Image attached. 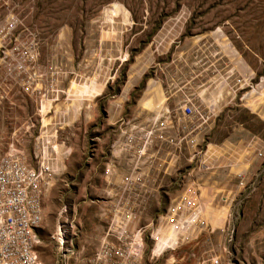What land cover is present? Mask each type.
<instances>
[{
  "label": "rangeland",
  "instance_id": "obj_1",
  "mask_svg": "<svg viewBox=\"0 0 264 264\" xmlns=\"http://www.w3.org/2000/svg\"><path fill=\"white\" fill-rule=\"evenodd\" d=\"M11 14L19 41L36 39L35 67L56 95L36 101L0 65V155L14 141L35 165L36 111L53 108L42 129L58 140L43 144L55 171L41 191L42 264H92L95 229L128 216V228H147L144 264L167 261L150 255L156 225L161 236L172 228L156 252L178 243L174 254L195 264H264V0H0V27ZM200 113L196 144L176 139L177 121ZM148 130L165 139L144 146ZM193 192L195 209L162 224ZM60 223L65 252L51 236Z\"/></svg>",
  "mask_w": 264,
  "mask_h": 264
},
{
  "label": "built area",
  "instance_id": "obj_2",
  "mask_svg": "<svg viewBox=\"0 0 264 264\" xmlns=\"http://www.w3.org/2000/svg\"><path fill=\"white\" fill-rule=\"evenodd\" d=\"M19 23L20 20L11 14L0 27L2 70L13 83L19 85L26 93L33 95L36 101L41 102L47 99L52 102L56 99V95L49 92L44 85L42 73L35 67L38 56L37 41L34 37H30L26 42H20L19 33L16 32ZM55 80L50 81L49 87H53ZM235 83L241 85L244 80L237 78ZM51 109L53 111L52 105L44 108L41 104L36 111L39 115V130L35 136L36 149L33 153L37 162L35 165L25 162L23 154L14 141L10 142L8 149L0 155V264H42L36 250L40 241L37 227L42 220L41 191L44 178L55 171L45 157L43 144H52L51 147L55 148L58 143L56 134L45 140L42 133L43 120ZM182 110L186 115H194L198 111L192 102H185ZM207 118V114L200 113V123L190 124L187 121L178 120L176 139L195 145L198 129ZM154 139L164 140L165 137L162 133L148 130L143 145H150ZM197 197L195 192L179 195L161 217L169 214L170 219L174 220L182 216L184 208L188 209L186 213L192 211L196 207ZM197 217L192 219L191 225L197 224ZM117 219L111 218L108 221L96 247L92 264H144L147 228L143 225L128 228L127 223L131 221V217H126L120 222ZM155 227L151 228L149 234L152 241L151 257L165 253L167 254L166 264H195L191 252H182L179 257L174 254L178 243L166 246L155 253L153 251L156 241L153 236ZM66 232V225L60 223L51 234L62 250L66 242ZM63 251L68 249L65 248ZM214 262L217 263V260L215 259Z\"/></svg>",
  "mask_w": 264,
  "mask_h": 264
},
{
  "label": "bare ground",
  "instance_id": "obj_3",
  "mask_svg": "<svg viewBox=\"0 0 264 264\" xmlns=\"http://www.w3.org/2000/svg\"><path fill=\"white\" fill-rule=\"evenodd\" d=\"M45 122H46V118H44V120H43V125H45ZM53 136H54V133H53ZM47 158V157H46ZM49 159V158H48ZM47 159V160H48ZM52 160H54V159H52ZM52 167L54 166V164H53V162L52 163H49ZM129 217V216H128ZM132 218V217H131ZM180 217H178V218H176V219H174V220H171L170 219V216H169V214L167 215V216H165L164 217V219H163V221H162V224H164V223H167L168 221H175V223H176V220L178 221V219H179ZM133 221V220H132ZM135 224V223H134ZM133 224V225H134ZM130 225V224H129ZM171 235H172V228H168V231H165V234H163V236H161L160 234H158V232H157V226L154 228V231H153V236L155 237V239H156V241H155V244H154V247H153V251L155 252V253H158V252H156V244L158 243V241H162V240H164V241H168L169 240V238H171ZM166 246H171V245H166ZM165 246V247H166ZM164 248V247H163ZM162 248V249H163ZM161 249V250H162ZM160 250V251H161Z\"/></svg>",
  "mask_w": 264,
  "mask_h": 264
},
{
  "label": "crops",
  "instance_id": "obj_4",
  "mask_svg": "<svg viewBox=\"0 0 264 264\" xmlns=\"http://www.w3.org/2000/svg\"><path fill=\"white\" fill-rule=\"evenodd\" d=\"M94 236H102V229L99 228V230L95 229Z\"/></svg>",
  "mask_w": 264,
  "mask_h": 264
}]
</instances>
